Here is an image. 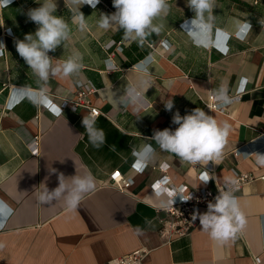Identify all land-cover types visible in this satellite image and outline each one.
<instances>
[{"label":"crops","instance_id":"0c3cea01","mask_svg":"<svg viewBox=\"0 0 264 264\" xmlns=\"http://www.w3.org/2000/svg\"><path fill=\"white\" fill-rule=\"evenodd\" d=\"M37 2L0 3V43L5 46L0 55V213L4 225L0 242L5 245L0 249V264H105L135 250L146 252L140 264H253L252 257L264 264V180L257 179L264 174V166L256 163V153L264 154V0H216L214 20L200 43L189 35L194 13L187 0H168V14L154 21L163 25L161 32L148 36L143 46L126 39L115 27H98L100 14L115 12L112 0L80 8L88 25L84 32L73 23L66 0H56V15L68 22L71 33L48 55L55 63L79 52L83 67L70 79L51 77L46 84L37 81L15 49L16 40L37 28L27 16L29 9L40 6ZM247 24L250 27L243 40L232 37L227 41L226 54L209 48L216 32L243 33ZM217 44L222 46L220 39ZM107 59L112 64L109 71ZM137 66L146 68L151 86L145 92L146 106L134 112L131 107L118 106L113 92L120 95L137 83ZM79 80L88 81L96 90L89 102L101 113L94 125L103 133L98 145L83 128L84 110H64L53 116L29 97L10 110L5 108L20 94L42 92L69 98ZM220 87L234 102L222 112L206 109L201 100ZM238 92L240 96L234 98ZM168 99L173 101L170 111L164 104ZM197 107L230 125L223 158L214 162L212 172H206L212 178L207 189L216 194L232 170L254 178L234 192L247 226L223 246L209 239L199 220L187 236L164 243L157 222L163 213L153 208L164 198L157 197L150 185L163 174L171 187H202L194 165L160 150L152 139L157 130L177 127L172 123L177 111L184 116ZM33 138L36 155L30 149ZM146 148L151 149L147 167L135 173L133 161L142 158L133 152ZM114 170L131 179L126 193L103 185ZM59 174L65 178L90 174L96 190L72 211L63 199L39 204L37 193L44 185L49 191L55 189ZM206 211L200 209L201 214Z\"/></svg>","mask_w":264,"mask_h":264},{"label":"clouds","instance_id":"9594fccd","mask_svg":"<svg viewBox=\"0 0 264 264\" xmlns=\"http://www.w3.org/2000/svg\"><path fill=\"white\" fill-rule=\"evenodd\" d=\"M4 0H0L3 3ZM9 4L10 0H6ZM39 7L29 9L27 16L29 20L37 25L34 33L26 34L23 40L15 41V49L23 59L28 68L31 69L37 81L46 84L51 77L70 79L80 73L83 65L79 52H74L65 60H56L54 63L48 53L54 52L62 46L70 37L71 28L62 16L56 15V0H40ZM98 0H66V6L73 13V23L76 28L84 32L88 25L80 8L88 4L95 6ZM216 0H187V7L194 13L191 19L192 30L189 32L194 43H200L207 35L214 20L213 11ZM115 12L110 15L100 14L97 25L100 29L107 30L115 27L121 30L126 39L137 42L143 46L146 38L151 34H159L163 25L154 23L162 16H166L170 10L168 0H112ZM230 36L226 38L228 41ZM216 35L213 34L211 44L214 43ZM164 50L169 46L165 43ZM5 51V46L0 43V55ZM149 60L152 58L149 57ZM111 67V65H110ZM140 73L136 84L129 85L122 94L113 92L118 106L131 107L138 112L146 106V90L151 86L146 78V68L137 66ZM171 83V82H169ZM215 105L218 109L232 104L233 97L220 87L214 93ZM165 104L166 110L173 108V101L168 99ZM57 116L61 110L55 112ZM83 128L88 133L90 141L98 145L103 141V133L95 128V117L84 116L81 121ZM172 123L177 125L174 130L165 128L153 133L152 139L160 150L173 154L181 162L191 165L216 162L223 158L225 146L230 134V125L227 122L219 123L213 116L208 115L203 109L195 108L190 114L181 116L177 111L172 117ZM151 149H145L137 153L142 159L149 157ZM256 163L264 166V154L256 153ZM166 167V166H165ZM50 171H55L51 169ZM212 179L209 174L201 176V181L207 183ZM58 186L49 191L47 187L37 193V200L41 205H50L53 201L63 199L68 211L78 208L86 195L94 193L96 185L94 178L88 175H74L65 178L63 174L58 175ZM166 182V180H165ZM162 183L153 185V192L157 197L166 196L162 199L160 207L166 208L173 205L174 198L179 196L180 200L191 199L183 195V189H169L162 187ZM238 187L235 176L225 178V188L219 190L215 202L207 204L204 213L194 212L192 221L199 220L201 230L207 234L216 246H223L229 241H234L238 234H242L247 226V218L241 208L238 198L234 195ZM4 225H2L3 228ZM0 242V249L4 248Z\"/></svg>","mask_w":264,"mask_h":264},{"label":"built area","instance_id":"2783aa9c","mask_svg":"<svg viewBox=\"0 0 264 264\" xmlns=\"http://www.w3.org/2000/svg\"><path fill=\"white\" fill-rule=\"evenodd\" d=\"M12 0H10L11 2ZM1 4H7L1 3ZM97 5V3L95 4ZM245 26V25H244ZM249 25L247 24V29L243 33H235L232 35L229 34H221L216 32V39L213 44L208 43L209 48H213L217 51H220L223 55L227 52V41L226 38L230 36V38L235 37L240 40H243L246 37V34L249 30ZM4 35H6L4 33ZM229 38V39H230ZM220 39L222 42V46L217 44V40ZM119 47V43L116 44ZM221 45V44H220ZM106 71H109L110 65L112 67L109 59L106 60ZM245 85L243 84L240 88V92L244 90ZM95 89L88 81H76L75 82V91L73 95L69 98H61L56 95H50V97L46 96L42 92H37L35 94H20L16 100L10 101L5 105L6 109H12L15 105L20 103V101L27 99L28 97L32 99L33 103L42 107L46 112L52 114L53 116H57L55 114L56 111H53V108L56 110H61V114L64 110H69L71 112H76L78 109L84 110L86 112V116L98 117L101 115L98 108L91 106L89 99L90 96L95 93ZM240 92L234 95V98H238L240 96ZM204 107L210 111H218L222 112L224 107L218 109L215 105L214 96L212 94H208L205 99H202ZM60 114V115H61ZM59 115V116H60ZM33 138L30 142V149L34 155L37 154V142ZM135 156H137L136 152H133ZM140 164L142 166V170H137L136 165ZM214 162H209L205 167L200 168L199 166H193L196 171V179L202 184V187L188 189L183 185L171 187L166 176L163 174L158 180L154 181L150 185V190L153 192V185L159 182L162 183V187H167L169 189H183V195L188 196L190 194L191 199L188 201L180 200L179 196L174 198L173 205L168 206L166 208L160 207L161 200L153 207L156 212H162L163 217L157 220L159 224L158 234L161 238L164 239V243L169 242L172 238H180L187 236L190 230L197 224L198 219L196 221H192L191 217L194 212H199L201 208H207V204L212 201L214 197L219 194V190H223L225 188V182L222 183L218 188L216 194H213L209 189H207V183L201 181V176L206 172H212ZM132 167L135 173H141L147 167L145 160L137 161L134 159ZM159 170L161 173L165 172L164 166H160ZM238 180V187L235 192H238L241 187L253 180L254 178L246 173H238L235 170H232V176ZM257 179L264 180V174L258 176ZM166 180V182H165ZM132 181L129 177L125 176L118 170H114L110 172L104 181L103 185L116 190L120 193H126L131 186ZM155 194V193H154ZM164 200L167 199L166 196L163 197ZM146 252L143 250H135L126 255L120 256L118 258L107 261L105 264H140L142 259L144 258ZM253 264H259V259L257 257H252Z\"/></svg>","mask_w":264,"mask_h":264},{"label":"snow or ice","instance_id":"6c2138e0","mask_svg":"<svg viewBox=\"0 0 264 264\" xmlns=\"http://www.w3.org/2000/svg\"><path fill=\"white\" fill-rule=\"evenodd\" d=\"M246 29H247V25H245L244 27V30ZM53 111H57V110L53 108ZM136 167H137V170H142V166L140 164H137ZM2 207H3L2 202H0V208ZM2 225H3V218H2V213H0V227H2Z\"/></svg>","mask_w":264,"mask_h":264}]
</instances>
